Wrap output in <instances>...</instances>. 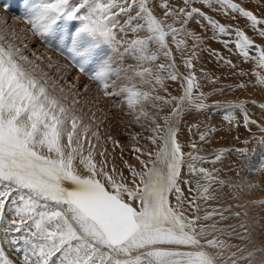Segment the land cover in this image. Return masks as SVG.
<instances>
[{
    "label": "snow or ice",
    "instance_id": "1",
    "mask_svg": "<svg viewBox=\"0 0 264 264\" xmlns=\"http://www.w3.org/2000/svg\"><path fill=\"white\" fill-rule=\"evenodd\" d=\"M203 2L211 4L212 0ZM215 3L221 6L217 11L230 10L247 18L259 36L264 37V19L233 0ZM183 4L178 9L167 3L158 6L164 9L165 18L180 21L181 27L176 28L154 14L149 0L26 2L30 30L42 38L57 32L62 24H73L68 54L81 72L89 64L97 65L91 78L104 88L105 95L109 94L106 80L121 70L112 67L103 49L123 48L125 54L131 53L141 64L156 61L160 56L169 58V63L158 65L155 75L149 67L134 73L143 83H151L143 79L148 74L162 85L164 78L160 72L167 71L172 81H182L183 95L171 98L176 106L170 116L164 117L166 130L158 123L151 129L154 135L148 139L158 145L157 150L133 149L139 153L136 159L144 170L124 162L131 174L130 182L114 166L109 170L106 160H95V145L88 137L91 125L77 114L74 106L78 101L73 100L70 105L66 96L56 95L55 82L50 84L46 74H37L39 65L23 55L15 44L4 43V36L0 35V223H5L3 234L11 235L10 243L23 244V264H222L223 252L213 254L208 249L229 246L215 237L206 239L209 229L216 230L214 223L198 222L223 214L216 211L206 212L203 217L186 214V210L199 213L197 199L214 197L210 184H201L199 180L197 196L192 199L185 196L180 183L190 181L181 180L182 168L186 166L190 173L202 174L206 181H213L214 177L207 169L197 167L196 161H202L203 157L182 151L177 130L170 124L185 105L195 109H204L206 105L203 94L195 96L193 91L198 87L192 71L195 53L185 59L189 74L181 77L169 40L177 49L187 47V40L179 38L181 32L199 41L201 37L187 32L184 25L200 15L219 34L234 35V40L222 41L225 47L233 45L240 56L255 61L262 70L264 45L256 44L245 30H233L191 6V0H183ZM141 32L147 35L141 37ZM129 33L133 38H128ZM150 45H156V50L152 51ZM226 62L232 65L231 60ZM258 83L264 84V77ZM120 91L127 94L126 102L133 110L150 99V93L137 90L135 85L122 87ZM242 105L241 101L225 108V118L231 121L229 109ZM141 114L147 116L143 110ZM136 119L139 121V117ZM243 119L246 124L249 122L246 113ZM91 136L99 139L96 131ZM204 139L202 133L200 140ZM191 147L197 149L195 143ZM144 155L149 160L142 159ZM172 194H176L175 204L170 200ZM6 211L12 217L9 220ZM256 252L264 253V248L239 257L233 252L228 259L231 264H238L239 260L251 264ZM0 264H14L2 248Z\"/></svg>",
    "mask_w": 264,
    "mask_h": 264
},
{
    "label": "rangeland",
    "instance_id": "2",
    "mask_svg": "<svg viewBox=\"0 0 264 264\" xmlns=\"http://www.w3.org/2000/svg\"><path fill=\"white\" fill-rule=\"evenodd\" d=\"M26 2L27 0H0V35L4 36V43L15 44L23 55L39 65L37 74H46L50 84L55 82V94L66 96V103L71 105L73 100L78 101L74 106L77 114L83 115V122L91 125L88 137L95 145V160H106L109 170L114 166L123 172L130 182L131 174L124 162L127 161L137 170H144L136 159L139 153H134L133 149L138 147L145 152L157 150L158 145L152 144L148 139L154 135L151 129L158 123L166 130L164 117L170 116L176 106V101L171 98L183 95L182 81H172L168 78L167 71L160 72L164 78L162 85L148 74H145L143 79L150 80L151 83H143L142 78L134 73L149 67L155 75L158 65L169 63V58L160 56L156 61L141 64L131 53L125 54L123 48L119 51L114 48L103 49L110 58L112 67L121 70L106 80L109 94L105 95L104 88L91 78L97 65L89 64L86 66L87 70L81 72L68 54L69 33L74 31L73 24H62L57 32L42 38L30 30L25 15ZM233 2L240 3L246 10L264 19V0L262 3L260 0ZM162 3L178 9L184 7L183 0H149V6L159 19H166L167 23L180 28L179 20L164 17V9L158 7ZM191 6L200 8L203 13L233 30H245L256 44L264 45V37L259 36L247 18L230 10L217 11L221 6L215 3V0H212L211 4H205L203 0H191ZM184 28L201 39L197 41L181 32L179 38L187 40V47L177 49L171 40L169 47L175 59L176 71L181 77L189 74L185 59L195 53L192 71L195 72L198 87L193 91L195 96L203 94L202 100L206 107L195 109L185 105L179 116L171 118L170 124L177 130V140L182 146V151L203 157L202 161H196V165L198 168L207 169L214 180L206 181L202 174L190 173L185 166L182 168L181 180L190 182H182L180 187L183 194L192 199L197 196V180L201 184H210V192L214 198L197 199L196 202L203 212L204 209L208 212H223L222 216L215 215L203 222L216 225L215 231L209 229L206 239L215 237L229 246L223 249L211 248L213 254L222 251V264H231L228 257L233 252L239 257L254 249L264 248V84L258 83L259 78L264 77V70L257 68L255 61L240 56L233 45L225 47L222 41L234 40L235 36L219 34L200 15H195ZM139 35L143 37L147 33L141 32ZM128 38H133V35L129 33ZM150 48L155 51L156 45H150ZM251 54L255 55V51L252 50ZM227 60H231L232 65H229ZM131 85H135L139 91L150 93V99L138 104L134 110L130 109L126 102L127 94L120 91L122 87ZM61 88L63 93L59 91ZM157 96L163 99H155ZM241 101V107L229 109L232 120L226 119L225 108ZM141 110L147 113V116L142 115ZM245 113L249 121L247 124L243 119ZM92 131L99 133V139L91 136ZM202 133L206 142L200 140ZM193 143L197 145L196 150L191 147ZM241 149L246 151L241 153ZM85 151L87 152V146ZM100 152L105 155L100 156ZM217 155L220 156L219 160L215 159ZM141 158L149 160L147 155ZM186 214L200 215L194 210ZM5 216L6 220L12 218L7 211ZM4 228L5 223H0V240L4 238L5 241H10L11 235L5 236ZM204 239L202 238V243ZM5 245L6 243L0 241V248L6 255V250L13 249L18 253L17 257L12 259L7 255L9 259L14 264H23V244L9 242L10 247ZM262 260L264 253L256 252L251 264H260ZM238 264H249V261L239 260Z\"/></svg>",
    "mask_w": 264,
    "mask_h": 264
},
{
    "label": "bare ground",
    "instance_id": "3",
    "mask_svg": "<svg viewBox=\"0 0 264 264\" xmlns=\"http://www.w3.org/2000/svg\"><path fill=\"white\" fill-rule=\"evenodd\" d=\"M261 1V3H262V0H260ZM259 2V1H258ZM246 3V2H245ZM250 5V4H249ZM256 7V6H255ZM211 137V136H210ZM214 137V136H213ZM204 142H206V140H203ZM170 200H171V202L173 203V204H175L176 202H175V200H176V194H172L171 196H170ZM191 210H186V212H190ZM222 211H224V210H222ZM204 212L206 213V212H208V210H205L204 209ZM203 212V210H200L199 209V214H200V216L201 217H203L204 216V213ZM223 213V212H222ZM224 218H225V215H224ZM225 221V220H224ZM199 224H205L204 222H203V219L202 220H200L199 222H198ZM222 226V225H221ZM224 228V227H223ZM212 231V230H211ZM219 232V231H218ZM221 233H222V231H220ZM220 232H219V234H220ZM211 233V232H210ZM223 234V233H222ZM207 238V237H206ZM222 239V238H221ZM0 241H2V243H6V245H7V247H10L11 245H9V241H5L4 240V238H3V240H2V238H1V240ZM204 241V240H203ZM5 245V246H6ZM4 246V245H3ZM210 252H212L213 253V251H212V249L211 248H209L208 249ZM217 251V250H216ZM6 253H7V255L8 256H10L11 257V259L12 258H16L17 257V255L16 254H18L17 253V251H14L13 249L11 250V251H8V250H6ZM216 253V252H215ZM10 259V260H11Z\"/></svg>",
    "mask_w": 264,
    "mask_h": 264
}]
</instances>
